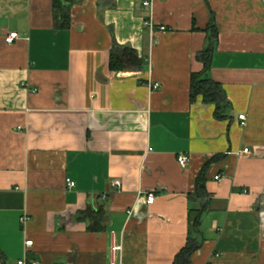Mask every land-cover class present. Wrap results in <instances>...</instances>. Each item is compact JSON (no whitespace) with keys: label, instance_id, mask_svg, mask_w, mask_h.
Listing matches in <instances>:
<instances>
[{"label":"crops","instance_id":"1","mask_svg":"<svg viewBox=\"0 0 264 264\" xmlns=\"http://www.w3.org/2000/svg\"><path fill=\"white\" fill-rule=\"evenodd\" d=\"M145 1L81 0L58 30L52 0H0V264H174L188 238L189 264H264V2ZM211 26L222 119L190 102Z\"/></svg>","mask_w":264,"mask_h":264},{"label":"trees","instance_id":"2","mask_svg":"<svg viewBox=\"0 0 264 264\" xmlns=\"http://www.w3.org/2000/svg\"><path fill=\"white\" fill-rule=\"evenodd\" d=\"M81 0H52V15L54 26L58 30H68L70 27V11L73 5L80 3ZM101 5V2L99 3ZM209 32V45L204 49L200 55L202 62V71L191 75V88H190V102H194L197 97H201L204 104H213L215 107L216 119H222L219 113V108L224 105H228L226 102L225 94L221 86L205 77L206 71L211 64V58L213 54L212 46L216 39V31L211 26L208 29ZM109 68L117 72H132L140 71L142 68V61L138 58L136 51L128 47H120L117 44H113L110 57ZM205 179L203 171L196 178V193L201 195L204 190ZM82 218L88 221V231L99 232L102 230L104 211L102 206L93 210L92 208H86L82 214ZM192 222V228L197 230L198 216L194 215ZM198 248L195 241L188 238V242L185 247L181 249L175 258L174 264H189V258L191 254Z\"/></svg>","mask_w":264,"mask_h":264},{"label":"built area","instance_id":"3","mask_svg":"<svg viewBox=\"0 0 264 264\" xmlns=\"http://www.w3.org/2000/svg\"><path fill=\"white\" fill-rule=\"evenodd\" d=\"M262 2H264V0H262ZM143 5H144V7H147L149 5V1L148 0L145 1ZM160 30H164V28H160ZM18 38H19V36H18V34L16 32H9L6 35L4 40H5V42L7 44H12ZM156 88H158V84H154L153 85V89H156ZM239 119L241 121L240 125L244 126L245 125V122H244L245 121V116L244 115H240ZM247 152H248V149H244L242 151V153H247ZM177 162H178L180 167H185L186 164H187V157L179 156L177 158ZM218 178H219L218 176L215 177V180H218ZM114 186L115 187H119L120 186L119 182L114 183ZM66 187H67L68 190H71V189H73L75 187V183L73 181H71L70 179H66ZM154 199H155L154 195L152 193H149V194L146 195L145 202H146L147 205H151L154 202ZM26 220H27L26 217H21L20 218V223L24 224L26 222ZM30 246H32V241H30V240L25 241V247L28 248ZM112 249H113L114 252H116V251H120L121 247L120 246H113ZM217 256L218 255H216V257ZM17 264H27V263H26L25 259H22V260L18 261ZM32 264H37V262H33ZM110 264H115V262L113 260H111Z\"/></svg>","mask_w":264,"mask_h":264}]
</instances>
